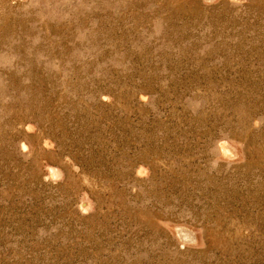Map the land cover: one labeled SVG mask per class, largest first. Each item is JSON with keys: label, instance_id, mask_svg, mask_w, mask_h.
Returning a JSON list of instances; mask_svg holds the SVG:
<instances>
[{"label": "rangeland", "instance_id": "1", "mask_svg": "<svg viewBox=\"0 0 264 264\" xmlns=\"http://www.w3.org/2000/svg\"><path fill=\"white\" fill-rule=\"evenodd\" d=\"M0 264H264V0H0Z\"/></svg>", "mask_w": 264, "mask_h": 264}, {"label": "water", "instance_id": "2", "mask_svg": "<svg viewBox=\"0 0 264 264\" xmlns=\"http://www.w3.org/2000/svg\"><path fill=\"white\" fill-rule=\"evenodd\" d=\"M205 1H213V0H205ZM219 147L221 149V153L225 158H233L234 153L233 151L227 146L226 143H220ZM173 233L176 236V238L185 244H195L197 243V235L196 233L185 226H176L173 228Z\"/></svg>", "mask_w": 264, "mask_h": 264}]
</instances>
